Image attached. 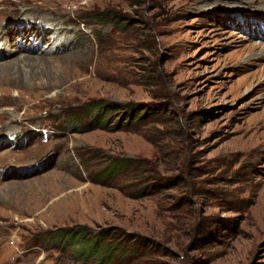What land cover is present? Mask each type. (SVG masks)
Listing matches in <instances>:
<instances>
[{"label":"rangeland","instance_id":"1","mask_svg":"<svg viewBox=\"0 0 264 264\" xmlns=\"http://www.w3.org/2000/svg\"><path fill=\"white\" fill-rule=\"evenodd\" d=\"M0 264H264V0H0Z\"/></svg>","mask_w":264,"mask_h":264},{"label":"trees","instance_id":"2","mask_svg":"<svg viewBox=\"0 0 264 264\" xmlns=\"http://www.w3.org/2000/svg\"><path fill=\"white\" fill-rule=\"evenodd\" d=\"M95 16H96V18H103V19H104V17H108L106 12L98 13ZM120 109H122V111H121V114L119 115L120 119L114 125L115 129H118L121 126L122 120H124L126 123L130 124V123H132V121H135V120H138L141 118V116L139 115L140 109L135 104H123V105L122 104H116V103L103 104L101 102H98V103H96V105L88 106L86 108L85 112L92 114V116H93V118L91 119V126L90 127L107 128L108 120L105 119V116L109 115V113L111 111L116 112V111H119ZM72 117H74V119H75L76 115H72ZM118 164H119V162L112 164L111 166H109L107 171L102 172V174L106 175V177L109 176L111 173H113L114 171L119 169ZM78 229L74 230V232L71 231L68 234V235H71L73 233L69 237L70 241H76L77 237L82 232V229L81 230H78ZM66 235L67 234H65L64 236H66ZM60 236H62V235H60ZM104 236H105V239L107 240L106 235H102V234L99 237L95 238L94 243L91 245V247L89 249V253H92L94 251L96 252L98 246L101 248L104 247L106 252L108 254H111V255L114 253H117V255H125L128 252V251H126L125 244H121L120 241H115L113 243H110V241L104 242Z\"/></svg>","mask_w":264,"mask_h":264}]
</instances>
